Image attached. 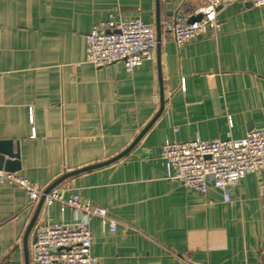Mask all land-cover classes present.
I'll list each match as a JSON object with an SVG mask.
<instances>
[{"label": "crops", "instance_id": "obj_1", "mask_svg": "<svg viewBox=\"0 0 264 264\" xmlns=\"http://www.w3.org/2000/svg\"><path fill=\"white\" fill-rule=\"evenodd\" d=\"M202 0H0V139L17 172L103 207L89 218L98 264H264V170L207 194L166 176L163 144L238 139L264 128V5L232 2L219 31L179 45L164 23ZM141 18L161 28L155 60L97 67L86 34L103 21ZM33 202L0 180V264H34L35 226L82 213ZM38 210L36 220L29 225Z\"/></svg>", "mask_w": 264, "mask_h": 264}, {"label": "built area", "instance_id": "obj_2", "mask_svg": "<svg viewBox=\"0 0 264 264\" xmlns=\"http://www.w3.org/2000/svg\"><path fill=\"white\" fill-rule=\"evenodd\" d=\"M235 1L264 5V0H202L197 12L202 13L200 20L189 22L187 15L179 13L164 23L163 29L179 45L198 40L207 27L219 31L218 12ZM86 42L89 62L102 67L123 61L128 70L145 60H155L158 47L155 25L138 17L100 22L86 34ZM161 156L167 178L203 194L212 185L223 190L228 201L230 187L239 184L245 175L264 170V128L253 129L238 139L197 136L187 141H169L163 144ZM0 180L25 188L33 202L44 197L48 205L59 203L83 215L70 222L37 224L31 247L34 264H98L99 258L91 252L89 218L98 216L103 221L110 220L103 207L83 203L77 192L65 197L59 185L45 192V187L17 171L0 169ZM110 221L115 229L116 221Z\"/></svg>", "mask_w": 264, "mask_h": 264}, {"label": "water", "instance_id": "obj_3", "mask_svg": "<svg viewBox=\"0 0 264 264\" xmlns=\"http://www.w3.org/2000/svg\"><path fill=\"white\" fill-rule=\"evenodd\" d=\"M202 17V13H197V14H193L188 18L189 22H194L197 20H200ZM157 39H158V55H159V49H160V44H161V28L160 25H157ZM128 151V150H126ZM125 151V152H126ZM125 152H122L121 154H118L117 156L110 158L109 160L103 161V162H99L90 166H86L84 168L78 169V170H74L72 172H68L62 176H60L58 179H56L52 184H50V186H48L45 190V192H48L49 190H51L52 188H54L56 185H58V183H60L63 179L74 175L76 173H80L84 170H88V169H92L95 167H99L102 165H106L109 164L111 162H114L115 160L119 159L122 155L125 154ZM0 169H4L6 171H18L21 169V161H20V153L18 151L14 150L13 147V140L10 139H0ZM44 202V197H42L40 199V203L39 206ZM38 214V210L34 215V218L32 219L29 228H28V232L30 231V229L32 228L36 217Z\"/></svg>", "mask_w": 264, "mask_h": 264}]
</instances>
